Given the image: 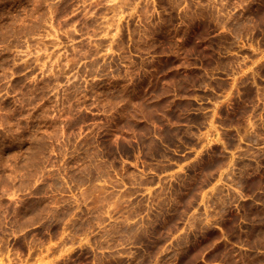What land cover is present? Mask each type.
Segmentation results:
<instances>
[{
    "label": "rangeland",
    "instance_id": "rangeland-1",
    "mask_svg": "<svg viewBox=\"0 0 264 264\" xmlns=\"http://www.w3.org/2000/svg\"><path fill=\"white\" fill-rule=\"evenodd\" d=\"M0 264H264V0H0Z\"/></svg>",
    "mask_w": 264,
    "mask_h": 264
}]
</instances>
